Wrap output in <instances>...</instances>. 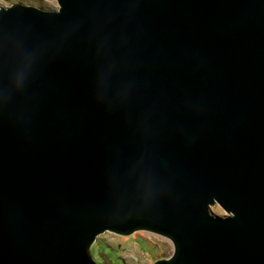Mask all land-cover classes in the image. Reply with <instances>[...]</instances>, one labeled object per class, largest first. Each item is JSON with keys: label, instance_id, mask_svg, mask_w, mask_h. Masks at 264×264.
<instances>
[{"label": "water", "instance_id": "95a60500", "mask_svg": "<svg viewBox=\"0 0 264 264\" xmlns=\"http://www.w3.org/2000/svg\"><path fill=\"white\" fill-rule=\"evenodd\" d=\"M57 2L0 9V264H264V0Z\"/></svg>", "mask_w": 264, "mask_h": 264}, {"label": "rangeland", "instance_id": "374dc122", "mask_svg": "<svg viewBox=\"0 0 264 264\" xmlns=\"http://www.w3.org/2000/svg\"><path fill=\"white\" fill-rule=\"evenodd\" d=\"M16 5L47 12L59 10L57 0H0V9ZM211 212L222 218L229 216L218 204L211 207ZM132 250L136 254L131 253ZM173 251L171 240L146 231H138L128 236L105 232L89 248V255L97 264H155L159 260L170 258Z\"/></svg>", "mask_w": 264, "mask_h": 264}, {"label": "bare ground", "instance_id": "6f19581e", "mask_svg": "<svg viewBox=\"0 0 264 264\" xmlns=\"http://www.w3.org/2000/svg\"><path fill=\"white\" fill-rule=\"evenodd\" d=\"M131 249H132V248H131ZM133 249H134V247H133ZM134 250H135V249H134ZM134 250H132L131 253L134 252V253L136 254V252H135ZM134 253H133V254H134ZM137 258H138V257H137ZM139 259H141V258L139 257Z\"/></svg>", "mask_w": 264, "mask_h": 264}]
</instances>
